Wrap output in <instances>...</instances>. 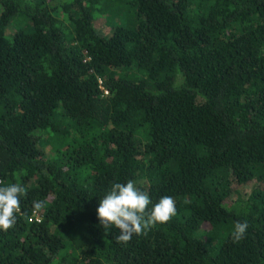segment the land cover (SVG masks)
I'll return each instance as SVG.
<instances>
[{"label":"trees","instance_id":"trees-1","mask_svg":"<svg viewBox=\"0 0 264 264\" xmlns=\"http://www.w3.org/2000/svg\"><path fill=\"white\" fill-rule=\"evenodd\" d=\"M128 180L177 214L124 244L96 209ZM12 183L0 264H264V0H0Z\"/></svg>","mask_w":264,"mask_h":264},{"label":"clouds","instance_id":"clouds-1","mask_svg":"<svg viewBox=\"0 0 264 264\" xmlns=\"http://www.w3.org/2000/svg\"><path fill=\"white\" fill-rule=\"evenodd\" d=\"M25 194L21 184L12 183L0 187V229L7 231L16 224L20 212V197ZM47 201L33 202V212L44 209ZM187 203V201H186ZM150 197L141 191L133 180L113 183L110 190L100 199L96 209L100 225L104 230L115 226L120 230L115 237L117 243H128L133 235H146L152 227L170 221L176 214V201L172 196H163L151 208ZM249 225L245 220L234 224L231 238L239 243L247 234Z\"/></svg>","mask_w":264,"mask_h":264},{"label":"rangeland","instance_id":"rangeland-1","mask_svg":"<svg viewBox=\"0 0 264 264\" xmlns=\"http://www.w3.org/2000/svg\"><path fill=\"white\" fill-rule=\"evenodd\" d=\"M115 13H117V11ZM101 14L107 16L104 13H101ZM107 21L109 23H112V24L114 23V21L112 19H109V18H107ZM104 23H105V21H102L101 23L98 22V26L101 27V24H104ZM238 190L239 191L237 192V194L234 193L233 198L234 199H243L242 197H245V196H248V195L251 196V194H252V192L254 190V186L253 185H248V186L241 187ZM255 190H258V188H256ZM233 198L231 197L229 200H232Z\"/></svg>","mask_w":264,"mask_h":264}]
</instances>
